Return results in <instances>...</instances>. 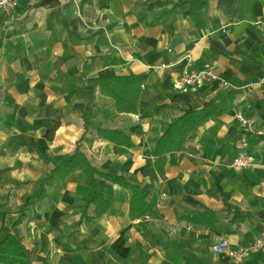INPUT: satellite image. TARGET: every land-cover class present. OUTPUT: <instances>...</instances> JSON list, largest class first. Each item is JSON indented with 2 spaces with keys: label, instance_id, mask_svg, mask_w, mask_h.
Masks as SVG:
<instances>
[{
  "label": "crops",
  "instance_id": "1",
  "mask_svg": "<svg viewBox=\"0 0 264 264\" xmlns=\"http://www.w3.org/2000/svg\"><path fill=\"white\" fill-rule=\"evenodd\" d=\"M17 2L12 19L0 12V241L21 239L32 264H232L213 246L248 247L264 233V0ZM194 3L205 5L187 15ZM187 55L219 80L177 90ZM113 75L147 77L138 114L118 113L87 83ZM165 104L218 114L159 170L152 152L166 115L147 112ZM99 129L123 130L134 146L103 140ZM77 148L100 172L139 185L155 207L131 217L130 192L100 179L110 210L82 219L89 189L76 171L19 223L23 198ZM240 153L255 167L234 171ZM245 264H264V250Z\"/></svg>",
  "mask_w": 264,
  "mask_h": 264
},
{
  "label": "trees",
  "instance_id": "2",
  "mask_svg": "<svg viewBox=\"0 0 264 264\" xmlns=\"http://www.w3.org/2000/svg\"><path fill=\"white\" fill-rule=\"evenodd\" d=\"M205 4L194 3L190 5L187 15L199 11ZM90 86L98 87L102 96L112 99L116 111L120 114H138L139 103L143 93L149 88L147 77L142 75H113L88 79ZM72 90L66 96L70 101L73 95L79 90ZM89 110L86 107L85 112ZM147 114L166 115L162 126L163 135L157 140L152 155L156 160L159 170H162L164 156L173 152H184L190 136L195 134L199 128L218 112L209 105L201 110H188L175 105H162ZM98 135L103 140L122 147L132 148L134 143L132 136L120 129H99ZM76 171L84 174L83 182L89 189L88 199L82 206L85 220H95L110 210V203L105 194L99 189L98 181L104 179L117 184L131 194L132 209L130 215L133 218L142 217L148 214L155 207V200H149L139 185L132 183L124 175L100 172L93 167L86 155L77 148L73 154L65 160L56 163L51 173L44 178L37 190L23 198L20 207L19 223L28 217V208L38 204L47 191L54 187H61L68 176ZM92 212V215L91 212ZM207 212L201 213L206 215ZM32 264L31 257L25 249L22 240L14 235L6 234L0 241V264Z\"/></svg>",
  "mask_w": 264,
  "mask_h": 264
},
{
  "label": "built area",
  "instance_id": "3",
  "mask_svg": "<svg viewBox=\"0 0 264 264\" xmlns=\"http://www.w3.org/2000/svg\"><path fill=\"white\" fill-rule=\"evenodd\" d=\"M17 9V0H0V12L6 19H12L17 13ZM258 24L264 31V21H260ZM181 63H184L185 67L182 74L175 80L174 86L183 93H188L205 83L219 80V77L211 69H195L190 55L185 56ZM161 67L167 68L168 66L162 65ZM259 84L264 85V78L261 79ZM237 119L246 130H254L252 119H248L242 114H238ZM230 166L236 172L248 171L255 167L254 157L247 153H240L234 158ZM212 250L215 254L226 256L232 264H245L253 251L264 250V233L248 247L233 248L228 241L222 240L213 246Z\"/></svg>",
  "mask_w": 264,
  "mask_h": 264
}]
</instances>
